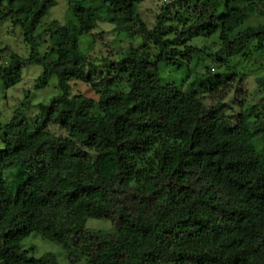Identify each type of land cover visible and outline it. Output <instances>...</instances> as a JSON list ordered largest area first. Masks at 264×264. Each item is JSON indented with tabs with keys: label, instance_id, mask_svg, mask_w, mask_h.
Listing matches in <instances>:
<instances>
[{
	"label": "trees",
	"instance_id": "16d2710c",
	"mask_svg": "<svg viewBox=\"0 0 264 264\" xmlns=\"http://www.w3.org/2000/svg\"><path fill=\"white\" fill-rule=\"evenodd\" d=\"M253 1L173 0L150 28L142 0L70 1L73 21L50 22L39 51L34 33L53 1L0 0V23L18 27L28 49L21 58L0 47L1 85L36 65L34 88L54 77L57 90L45 103L23 100L0 124V264H57L26 256L30 234L70 264H264V97L248 102L240 81L264 58V23L246 24ZM170 9L189 19L175 24ZM99 22L141 43L95 66L78 42ZM194 38L216 49L212 70L188 90L161 82L159 65L177 71L199 55ZM230 94L235 116L223 103ZM87 219L110 229L89 230Z\"/></svg>",
	"mask_w": 264,
	"mask_h": 264
},
{
	"label": "rangeland",
	"instance_id": "374dc122",
	"mask_svg": "<svg viewBox=\"0 0 264 264\" xmlns=\"http://www.w3.org/2000/svg\"><path fill=\"white\" fill-rule=\"evenodd\" d=\"M53 6L49 8L47 14L41 20L39 26L35 30L34 36L39 43V51L44 48V44L41 41L46 37L41 33L43 29L50 23L56 22L58 25H65L68 22L73 21V16L68 10V3L70 1L80 0H52ZM173 0H142L138 5L137 11L147 28H150L155 21V18L160 13L162 7L168 5ZM242 3V2H241ZM86 6L88 2L84 3ZM245 6V2L242 3ZM170 17L175 20L176 23H181L183 19H189V15H184L182 18L176 19L174 17V11L169 10ZM246 24H258L264 23V0L253 1V12L246 13ZM42 35V36H40ZM40 40V41H39ZM139 37L130 38L125 34L116 35L112 32V26L106 23H97V27L93 29L89 35H82L79 37L78 48L81 53L86 54L91 63L95 66H101L103 64L102 59L106 58L109 61L115 59L114 56L122 55L129 47L137 48L140 44ZM189 45L197 46L199 49V55L191 56L184 64V66L175 71L172 68H168L164 65H159L158 75L160 81L163 83H171L175 86L188 90L192 86L195 78H200L204 75L205 69L212 70L210 58L206 55H213L214 48H211L208 41L203 38H194L188 41ZM8 46L12 52L26 58L28 55V49L22 42L21 32L18 27H12L8 22L4 21L0 23V47ZM210 53H209V52ZM251 69L243 72L241 86L243 89L244 98L252 103L259 104L263 97L264 91L261 92L260 88L256 84V79L264 80V58L257 57L255 63ZM41 73V68L36 65L28 66L21 71L20 81L14 86L5 89L0 83V124L3 125L10 118L12 111L19 107L23 100H27L30 105L34 106L38 103L47 102L52 96L57 94L56 80L51 77L46 85L42 89H35V79ZM236 81V79H235ZM72 84V93H80L88 98L96 99V95L85 85L79 82H70ZM74 84V85H73ZM235 88L239 87L234 82ZM234 94H230L226 100H224V107L229 115L235 116L238 113V106L235 102ZM203 99L204 96H200ZM203 103L206 106H210L211 103L203 99ZM31 110V109H30ZM32 112L27 114L28 120H33L36 110L32 109ZM54 135L60 133L56 129L50 131ZM1 149V145H0ZM85 228L92 231H108L110 225L104 220L87 219ZM21 250L25 251L27 257L38 258L44 254H52L55 257L57 264H70L67 262L64 252L60 246L52 242L41 239L36 234H30L25 237L20 243ZM74 264H84V261H79Z\"/></svg>",
	"mask_w": 264,
	"mask_h": 264
}]
</instances>
